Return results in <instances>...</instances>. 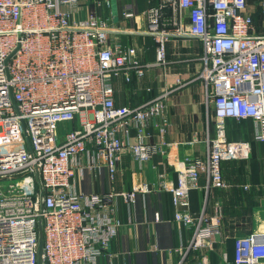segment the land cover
Segmentation results:
<instances>
[{
    "label": "built area",
    "instance_id": "1",
    "mask_svg": "<svg viewBox=\"0 0 264 264\" xmlns=\"http://www.w3.org/2000/svg\"><path fill=\"white\" fill-rule=\"evenodd\" d=\"M259 7L264 16V0ZM84 8L82 0H0V264H98L118 234L117 198L134 203L151 188L138 183L131 191L83 194L73 178L78 168L105 164L113 181L126 154L138 161L166 157L178 174L176 186L163 185L173 194L175 220L193 228L187 250L211 248L222 233V213L208 211L210 189L229 186L223 161L248 160L252 152L251 140L228 139L226 119H252L253 140L264 141V34L256 32L249 1L158 0L144 13L145 28L135 31L154 38L159 63L172 38L202 42V67L191 79L204 83L215 117L207 160L181 157L177 143L150 141L149 127L167 131V100L188 77L167 73L156 97L117 104L114 80L141 79L152 64L141 60L139 45L113 40L122 30L95 9L72 18ZM122 15L137 14L126 4ZM78 117L77 127L63 131ZM197 188L205 199L195 215L185 205ZM179 251L177 264H185L188 251ZM195 264L212 262L205 254ZM220 264H264V230L234 237L233 261Z\"/></svg>",
    "mask_w": 264,
    "mask_h": 264
},
{
    "label": "crops",
    "instance_id": "2",
    "mask_svg": "<svg viewBox=\"0 0 264 264\" xmlns=\"http://www.w3.org/2000/svg\"><path fill=\"white\" fill-rule=\"evenodd\" d=\"M82 1L85 8L75 12L73 19H83L88 8L95 9L110 19L112 28L122 30L112 34L113 40H120L123 46L139 45L141 60L152 64L141 79L134 75L129 82L124 77L114 80L117 104L136 106L156 97L164 90L167 73L188 77L183 86L172 90L167 100V131L149 127L150 141L177 143L176 150L181 157L207 160V141L216 134L215 117L205 104L204 83L191 79L202 67V42L196 38H172L166 44V62L159 63L154 38L135 32L145 28L144 13L158 0H111L109 6L103 0ZM260 1L249 0V4L256 32L264 34V16L258 14ZM126 4L133 5L136 17H123ZM255 131L252 119H226L228 139L251 140L252 152L251 157L242 162L241 168L240 161L223 164L228 187L210 189L207 209L210 213H222V233L211 248L202 250H187L193 228L175 220L173 194L163 185L176 186L178 174L163 154L157 153L148 161H138L131 154L124 155L113 181L105 164L92 169H76L73 183L78 193H100L112 187L115 191H131L138 183H147L151 188L147 194L139 193L134 203H128L121 196L117 198L115 217L120 222L118 234L98 264H177L182 255L179 249L188 251L185 264H195L205 254L212 264H220L224 259L233 261L234 237L264 230V141L253 140ZM135 136L133 130L131 142L136 140ZM200 182L202 186L206 183L205 171ZM204 199L203 188L191 189L185 207L197 215L203 208ZM157 212L159 220L155 216Z\"/></svg>",
    "mask_w": 264,
    "mask_h": 264
},
{
    "label": "rangeland",
    "instance_id": "3",
    "mask_svg": "<svg viewBox=\"0 0 264 264\" xmlns=\"http://www.w3.org/2000/svg\"><path fill=\"white\" fill-rule=\"evenodd\" d=\"M80 122H81V119L78 117L75 123L65 125L63 127V131L71 129L73 127H77L80 124ZM39 264H43L41 260H39Z\"/></svg>",
    "mask_w": 264,
    "mask_h": 264
},
{
    "label": "trees",
    "instance_id": "4",
    "mask_svg": "<svg viewBox=\"0 0 264 264\" xmlns=\"http://www.w3.org/2000/svg\"><path fill=\"white\" fill-rule=\"evenodd\" d=\"M248 1H249V0H248ZM258 1H259V0H258ZM258 14H262V12H261V8L258 9ZM227 161H228V162H227ZM233 161H240V164H241V165H239L240 168L242 167V162H244V161H241V160H225V161L222 162V173H223V170H224V168H225V167H223V166H224L223 164H225V163H229V162L231 163V162H233ZM223 175H224V173H223ZM224 177H225V176H224Z\"/></svg>",
    "mask_w": 264,
    "mask_h": 264
},
{
    "label": "water",
    "instance_id": "5",
    "mask_svg": "<svg viewBox=\"0 0 264 264\" xmlns=\"http://www.w3.org/2000/svg\"><path fill=\"white\" fill-rule=\"evenodd\" d=\"M28 142H29V145H30V148H31V143L29 141V138H28ZM39 257H41V253H42V250H43V237L40 236V240H39Z\"/></svg>",
    "mask_w": 264,
    "mask_h": 264
}]
</instances>
